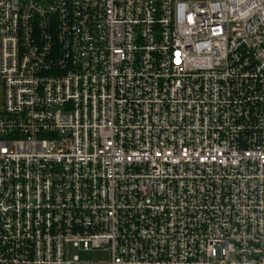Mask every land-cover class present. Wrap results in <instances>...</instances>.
<instances>
[{
	"label": "built area",
	"instance_id": "obj_1",
	"mask_svg": "<svg viewBox=\"0 0 264 264\" xmlns=\"http://www.w3.org/2000/svg\"><path fill=\"white\" fill-rule=\"evenodd\" d=\"M0 264H264V0H0Z\"/></svg>",
	"mask_w": 264,
	"mask_h": 264
},
{
	"label": "rangeland",
	"instance_id": "obj_2",
	"mask_svg": "<svg viewBox=\"0 0 264 264\" xmlns=\"http://www.w3.org/2000/svg\"><path fill=\"white\" fill-rule=\"evenodd\" d=\"M71 256L78 255L84 261H105L108 258V252L104 250H83L82 248H73L70 251Z\"/></svg>",
	"mask_w": 264,
	"mask_h": 264
}]
</instances>
